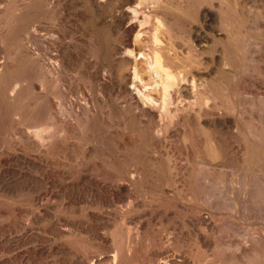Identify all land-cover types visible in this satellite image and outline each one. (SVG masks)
Listing matches in <instances>:
<instances>
[{
	"label": "bare ground",
	"instance_id": "1",
	"mask_svg": "<svg viewBox=\"0 0 264 264\" xmlns=\"http://www.w3.org/2000/svg\"><path fill=\"white\" fill-rule=\"evenodd\" d=\"M41 2L56 8L61 0ZM114 2L121 9L119 15L109 13L116 6ZM64 3L67 7L87 6L103 21L110 17L108 26L120 30L125 39L120 43L98 42L102 55L84 57L79 68L80 59L69 51L73 43L59 39L46 42L54 49L42 58L26 51V69L21 75L14 73L18 68L15 61L0 60V264L67 263L48 259L67 252L68 247L50 242L44 233L35 230L33 224L40 222L35 215L39 209L49 219L43 231L60 230L62 237L71 233L87 236L77 246H90L91 251L83 257L73 255V264H96L105 257L109 264H137L134 248L141 240L159 264H187L186 259L169 255L166 246L156 249L152 240L150 225L157 218L170 219L173 197L166 178L168 171L164 174L157 169L166 168L171 160L166 150L173 127L177 128L174 136L189 143L176 145L177 151L196 160L201 152L208 157L226 152L224 132H232L231 137L240 142V134L233 130L238 122L228 117L234 108L223 100L211 102L210 97H218L222 86L240 76L243 46L254 53L253 37L238 40L240 37L234 38L230 29L225 27L224 32L214 28L223 24L219 17V11L223 13L222 0L216 2V13H210L212 8L197 12L195 20L201 23L187 25L186 46L178 44L182 34L168 21V0ZM148 3H153L150 11L156 20L151 33L145 36L150 28L144 31L138 21L141 17L149 22V14L142 12L140 16L138 11ZM225 22L230 25V21ZM187 58L192 61L188 70L182 60ZM75 69L80 70L78 81L84 77L85 83L72 85ZM251 80L246 81L248 85ZM258 85L262 96L264 86ZM219 105L221 112L217 111ZM95 122L103 125L95 126ZM113 122L122 124L124 131L119 127L102 129ZM240 149L245 147L240 144ZM14 164L26 165V169H17ZM19 205L24 207L20 209ZM29 214L36 217L32 222ZM9 216L20 219L9 223ZM26 216L24 222L21 218ZM193 216V226L208 222L209 216ZM166 229L160 235L163 244L167 243ZM199 239L202 244L209 243L201 236ZM151 263L147 259L145 264Z\"/></svg>",
	"mask_w": 264,
	"mask_h": 264
},
{
	"label": "rangeland",
	"instance_id": "2",
	"mask_svg": "<svg viewBox=\"0 0 264 264\" xmlns=\"http://www.w3.org/2000/svg\"><path fill=\"white\" fill-rule=\"evenodd\" d=\"M222 1L223 7L226 6V8L222 7L221 10L223 13L225 11L224 14L219 11V17L223 20V24L222 26L216 24L214 28H222L225 32L224 28L226 27V29L231 30L234 38L240 37L238 40H246L247 37H253L252 42L256 44L255 41H257L259 43L257 46L260 47L262 45L264 48V37L262 36L264 33V0ZM203 2L196 0H168L170 5L166 9L168 10V21L172 25L174 24L173 27L181 32L182 38L177 40L181 46L187 45L185 38L188 35L187 25H200L201 21L195 20L196 14L200 9L212 8L210 13H216L218 0H204ZM114 3L113 6H116L112 7L114 10L112 8L109 9V13L119 15L121 11L119 4H117L119 2ZM63 4H65L64 0H61L58 7L48 8L41 0H0V60L15 61L18 64L15 74L21 75V73L25 72L26 51H30L33 55L35 53L34 56L40 58L49 52H53L54 48L46 43L51 40L59 39L62 42L73 43L72 45L74 46L69 51H71V55L74 54L73 56L77 60L80 59L76 60L79 62V68L81 63L84 64L87 56L102 55V51L97 48L98 42H111L112 40L114 43H120L125 39L120 30L114 29V26H108V24L110 25V22H108L110 17L103 21L96 11L87 6L83 7V5L77 4L68 5L67 7ZM261 4L262 6H260ZM131 7L134 6L132 5ZM152 7L153 3H148L138 11L140 16L142 12L149 14V22L145 23L141 17L138 21L139 28L144 31L150 28L148 32L144 33L145 36L151 33L149 31L152 30L156 20L150 11ZM226 20L230 21L229 26L226 25ZM242 25L245 27L243 28ZM255 44L251 49L252 51L255 50L254 53L258 50L257 54L250 53V48L247 49L248 47L243 46L240 76L235 81L233 80L222 86L218 92V97H210L211 102L218 104L219 100H223L226 104L229 102V105L234 108L229 111L228 117H230L229 119L237 120L238 127L233 130L235 133L240 134L241 143L238 139L231 137L232 134L230 133L232 132L229 131L230 133L227 132V134L224 132L228 145L227 151L214 157H208L204 152H201L198 160H196L197 158L195 157L193 158L177 151L178 145L187 146L189 143L187 140L177 137V135L174 136L173 132L175 133L177 128L173 127L172 135L167 142V147L169 148L166 150L168 151V157L170 156L169 160L170 158L171 160L166 168H164L165 166H158L157 169V171L162 169L164 174L165 171H168L166 178L170 189L173 191V197L171 199L172 205H170V219L161 221L157 218L150 225L153 231L152 240L156 249L166 246L169 255H173L178 260L186 259L188 261L187 264H264V173H262L264 172V93L263 95L261 94L263 96L261 98L258 85L264 86V57H262L264 52H262V47L259 51V47H256ZM183 55L184 57L186 56L185 54ZM140 56V54L137 55L138 58ZM251 57L253 58L252 60L250 59ZM257 57L259 58L257 59ZM182 60L184 68L190 69L192 61L188 58ZM75 71L72 72L76 74L74 76L76 83L73 82L74 84L72 85L85 83L84 77L78 81V77H80L78 72L80 73V70L75 69ZM245 75L249 78L247 79ZM250 77H252L251 84L252 81L256 80V83L250 84L252 88H249L250 85H248ZM247 80L248 83L246 82ZM257 80L263 83H259ZM243 81L247 83L248 87L245 86L246 84ZM239 86L242 88L240 92H238ZM253 86L255 90H251L254 89ZM244 89L248 91L245 92ZM256 90H258L259 95H257ZM222 110V106L220 107L219 105L217 111L221 112ZM114 123L117 124L113 122L112 125ZM94 125L101 127L103 124L95 122ZM112 125L105 126L102 129L111 130L114 127H119L121 131H124L122 124L121 126L120 124ZM11 136L9 135V138ZM240 144L245 147V150H239ZM109 148L111 149L112 147L109 146ZM237 150L239 151L237 152ZM17 153L21 152L17 151ZM14 167L26 169V165L23 166L21 164H14ZM189 187L193 189V193L190 192ZM51 205L53 204L50 203ZM18 207L22 209L24 205H19ZM200 214L209 216L208 222H197V225L193 226L190 223V219L193 215L197 216ZM35 215L40 217V219L39 217L37 219L40 222L36 223L37 225L33 224L36 231L44 233L50 242L57 244L62 242L67 244L66 246L68 247L67 252L57 253L48 259H62L67 261L66 264H71L75 255L83 257L86 251H91L90 246L86 249H80L77 246L80 240L87 237L85 234L71 233L73 235L68 234L62 237L61 233L63 232L60 230H57V232H55L56 230L43 231L44 224H47L49 219L43 216V212L40 209L36 210ZM29 216L31 217L28 218L29 222H32V217L35 216L32 214H29ZM15 219L20 218L18 216L17 218L16 216H9V223L14 222ZM21 219L26 222L27 216ZM51 221L54 222L53 219ZM260 227L263 229H260ZM164 228H167L168 244H163L160 240V235ZM116 233L115 230L113 234L116 235ZM200 236L207 239L209 243L202 244L199 239ZM146 244L145 240L137 242L133 257L136 263L145 264L146 260L150 259L151 264H159L158 260L149 254ZM96 264H109V259L107 257L102 258Z\"/></svg>",
	"mask_w": 264,
	"mask_h": 264
}]
</instances>
